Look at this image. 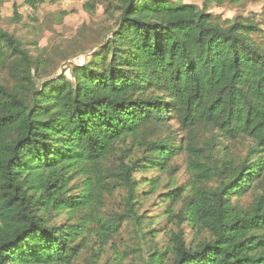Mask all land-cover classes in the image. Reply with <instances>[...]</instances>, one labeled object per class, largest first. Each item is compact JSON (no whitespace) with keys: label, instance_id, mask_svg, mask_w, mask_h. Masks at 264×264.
<instances>
[{"label":"trees","instance_id":"trees-1","mask_svg":"<svg viewBox=\"0 0 264 264\" xmlns=\"http://www.w3.org/2000/svg\"><path fill=\"white\" fill-rule=\"evenodd\" d=\"M25 1L36 8L38 0ZM99 2L115 18L114 31L89 62L73 65L70 78L41 87L37 59L0 28V68L9 75L0 81V264H74L92 236L102 247L120 236L124 216L105 217V197L125 191L124 214L139 220L136 174L167 172L185 150L173 121L189 135L212 127L251 147L219 170L188 144L202 180L166 193L165 214L195 230L197 243L187 245L180 228L160 248L154 229L141 230L139 263L264 264L259 24L221 21L169 0ZM150 185L148 194L157 190L156 181ZM249 193L253 201L243 205Z\"/></svg>","mask_w":264,"mask_h":264},{"label":"rangeland","instance_id":"rangeland-1","mask_svg":"<svg viewBox=\"0 0 264 264\" xmlns=\"http://www.w3.org/2000/svg\"><path fill=\"white\" fill-rule=\"evenodd\" d=\"M92 2L94 9L86 10L85 4ZM177 4H195L205 9L221 21L237 17L249 19L259 24L260 38L264 43V0H169ZM0 28L13 35L22 43L30 54L37 59L40 72L37 75L39 86L62 74L71 77L74 64L89 62L95 52L105 44L107 37L115 29V18L106 11L99 0H38L32 8L25 0H0ZM9 78L8 72L0 68V81ZM178 132V143L185 147L184 152L169 164L167 172L151 170L136 174L140 181L137 197V218H126V192L117 191L113 196H106L103 214L105 217L121 218V234L102 247L98 236L88 239L87 248L74 264H93L95 255L99 254L95 264H140L138 259L140 231L154 229V244L164 248L170 244V237L179 229L184 233L187 245L195 246L198 238L196 232L187 224L178 220L171 221L165 214L169 200L165 194L171 190L183 188L188 191L202 180V174L191 167L192 154L188 144H195L202 149L205 164L223 169L225 160H241L246 157L251 147L250 142L238 139L229 140L212 127H199L194 134L180 130L176 123L170 122ZM226 156V158H225ZM225 159V160H224ZM156 181L157 190L148 194L150 183ZM210 187L216 186L215 182ZM167 201V202H164ZM253 201L251 193L242 198L241 203L248 205ZM182 203L176 204L178 214ZM141 221L142 223L140 224ZM149 225H151L149 227ZM152 246V244H150ZM150 246L144 245V254Z\"/></svg>","mask_w":264,"mask_h":264}]
</instances>
